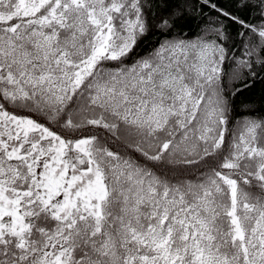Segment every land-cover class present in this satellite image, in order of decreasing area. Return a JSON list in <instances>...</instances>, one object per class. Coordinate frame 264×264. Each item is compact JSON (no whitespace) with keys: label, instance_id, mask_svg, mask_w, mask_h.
<instances>
[{"label":"snow or ice","instance_id":"1","mask_svg":"<svg viewBox=\"0 0 264 264\" xmlns=\"http://www.w3.org/2000/svg\"><path fill=\"white\" fill-rule=\"evenodd\" d=\"M257 83L264 0H0V264H264Z\"/></svg>","mask_w":264,"mask_h":264},{"label":"trees","instance_id":"2","mask_svg":"<svg viewBox=\"0 0 264 264\" xmlns=\"http://www.w3.org/2000/svg\"><path fill=\"white\" fill-rule=\"evenodd\" d=\"M222 3L227 4L229 0H221ZM256 13L253 12L251 14V17H255ZM199 24V20L194 21L189 28L186 29V31H189L190 34H194L199 31V28L197 25ZM155 43V40L148 39L145 43V47H152ZM264 97V84L257 83L253 86V88L250 91H246L243 96L238 97L236 103L238 106V111L234 113V116L236 117L237 121H239L242 117L240 116V113L245 111V108L242 106L244 101H250L252 106L259 108L261 106V98Z\"/></svg>","mask_w":264,"mask_h":264}]
</instances>
